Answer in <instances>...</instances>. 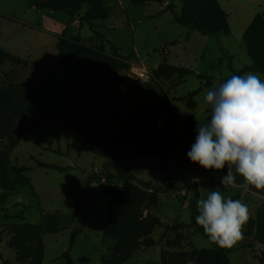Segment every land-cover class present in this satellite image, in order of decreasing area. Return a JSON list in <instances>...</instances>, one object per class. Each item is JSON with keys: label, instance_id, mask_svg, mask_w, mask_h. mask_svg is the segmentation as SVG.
<instances>
[{"label": "rangeland", "instance_id": "rangeland-1", "mask_svg": "<svg viewBox=\"0 0 264 264\" xmlns=\"http://www.w3.org/2000/svg\"><path fill=\"white\" fill-rule=\"evenodd\" d=\"M27 1L29 2V0H0V44L17 58H30L36 61L38 68L53 71L54 67L49 59H46L47 63L39 58L41 48L44 49L45 45H48L51 36H46L45 32L36 25L39 14L35 9L30 8ZM221 1L229 14L230 32L219 34L216 39L189 30L174 21L173 11L179 12L181 0H170L174 10L166 9L159 14L156 13L160 12L164 5L157 1L149 2L144 6L129 2L125 16L121 12L116 14L122 25L108 32L92 30L93 34L82 37L85 44L94 46L102 44L108 53L115 50L113 47L119 48L120 50L116 49V51H120L121 55L126 57L129 67L118 73L120 79L124 71L130 74L128 88L123 93V99L128 101L123 105L124 113L149 102L155 89L159 99L163 98L166 91L175 99L195 91L196 103L193 109L184 107L186 102L183 99L174 100V106L180 118L193 113L197 123L203 122L204 111L207 108L205 101L207 90L214 88L220 78L230 77L233 70H240L251 63L252 60L243 42V31L253 14L258 12L264 14V0ZM79 14L80 11L77 10L73 15L78 17ZM95 22L98 24L101 21ZM76 27L78 28L70 26L68 33H80L78 24ZM87 29V33H90L91 30L88 27ZM45 49L48 51L50 48ZM163 55L169 63L207 73L211 82L205 85V80L197 78L194 74L187 75L183 81L181 77L175 75L161 79L155 74L154 69ZM26 60H20L21 63L18 61L20 66L26 65ZM133 62L148 68L151 73L148 75L151 79L149 84H143L144 79L141 80L137 76ZM247 72L257 74L264 82V73L247 70L240 75ZM81 85L85 83L80 81L79 87ZM88 85L92 86V80ZM101 96L97 100L102 101ZM97 129L102 133L110 132L102 126H96L94 131ZM81 143L82 135L79 132L63 120H54L40 124L29 131L11 152L9 164L10 162L14 164L10 168L16 165L28 167L24 174L29 178L31 186L24 187V190L29 212L34 216H38L42 210H59L64 216L74 213L73 223L43 236L44 253L40 264H66L67 258L71 260V264H103L102 256L110 253L109 247L114 241L115 232L106 226L107 196L102 192L104 187L99 185L90 187L91 200L88 202L82 200L80 220L76 219L74 207L86 175L95 168L113 173L114 164L111 160L92 153L87 147L82 148ZM185 147H181V152L172 151L171 156L179 158L182 165L187 168L176 166L168 177H166V167L161 169L153 166L156 162L154 156L133 157V174L137 181L138 178H142L152 185L153 180L163 177L164 182L168 183L176 177L173 176L175 172L179 174L177 177L183 173L185 179H188L187 182L181 181L182 187L177 192V196L170 194L169 190L159 194L160 203L156 214L167 220L165 223L168 225V221L172 219L180 221L176 223L190 222L192 206L189 199L193 182L198 185L200 198L205 199L213 190L221 191L225 197H231L244 190L237 184L224 189L219 185L218 177L226 174L227 166L223 170H206L190 161L187 156L189 151ZM31 156L67 169L58 171L41 167L35 164ZM192 176H195L197 181L190 179ZM154 182L157 184V180ZM149 211L148 205L142 209L143 215ZM3 217L4 211L0 209V220H4ZM243 228L245 224L241 228V234ZM74 230L77 231L73 245L68 249L70 236ZM165 231H168L165 226L157 225L151 235L157 239L161 238L160 243L147 249L141 247L122 264H161L162 249L169 251L165 257L173 264H198L192 258L191 251L211 246L209 238L196 231L194 227L181 226L168 235ZM241 241L242 238L234 245ZM5 253L11 257L15 256V250L10 246H5ZM229 256L232 264H260L254 257L253 251L249 254L230 252ZM27 261L28 259L23 262L18 261L17 264H25Z\"/></svg>", "mask_w": 264, "mask_h": 264}, {"label": "trees", "instance_id": "trees-1", "mask_svg": "<svg viewBox=\"0 0 264 264\" xmlns=\"http://www.w3.org/2000/svg\"><path fill=\"white\" fill-rule=\"evenodd\" d=\"M130 1L135 5L152 1L164 2V0ZM29 3L39 10L62 11L68 14L66 25L57 34L56 44L58 63L63 74L57 76L53 73H40L36 77V82L9 79L8 85L0 93V208L6 197L25 179L23 175L28 170V167L17 165L10 168L9 160L14 147L36 126L63 120L82 135L81 147L88 146L91 152L111 160L115 165L114 174L104 171L111 183L102 185L104 192L109 196L106 225L116 231L112 251L102 258L103 263L122 264L141 247L158 245L161 238L155 239L150 235L151 230L157 225L165 226L168 231L181 226L195 227L196 231L208 238L203 228L195 221L199 214L195 204L200 198L195 182L191 185L189 199L192 206L190 222L168 225L163 224L150 211L145 215L142 213L144 206L148 205L150 210L157 207L158 192L164 190L168 183L153 185L149 191L133 174L135 155H153L157 158V163L153 166L163 169L168 163L170 151L195 143L197 134L195 115L189 114L180 120L173 101L183 99L189 108H193L196 92L191 91L176 99L169 97L167 93L161 100L150 97L147 105L137 107L127 115L110 101H98L99 96L120 80L118 73L127 69L129 63L125 56L116 51V47H113L114 51L108 53L102 44L99 46L85 44L81 33H68V28L69 23L76 20L79 28L85 24L90 30H96L95 21H104L108 17V7L104 1L29 0ZM166 9L174 10L171 2L166 3L160 12ZM77 10L80 14L75 17L73 14ZM173 19L189 30L198 31L215 39L219 34L230 32L228 14L218 0H181L179 12L173 11ZM242 38L252 61L240 70H233L232 75H240L247 70L264 73L262 13L254 15ZM9 59V53L0 46V61ZM154 72L162 78L194 74L197 78L205 80V85L211 82L207 73L195 72L191 68L169 63L165 55ZM230 77L220 78V81ZM91 80L92 86L88 85ZM80 81L85 85L79 87ZM210 118V110L206 108L203 122ZM96 126H102L110 132L92 130ZM38 164L58 171L67 169L52 163ZM168 176L169 173L166 174V177ZM115 180H118L119 184H115ZM86 184L87 181L81 186L75 201L77 220L82 217V192L86 189ZM231 198L241 201L239 193ZM249 211L248 207V213ZM3 226L11 233L7 244L16 249L17 260L23 262L28 259L26 264H40L44 253L41 225L25 222L21 218L6 222ZM76 231L71 233L68 249L73 245ZM244 234L246 237L252 235V241L245 243L247 247L256 242L264 244V204L256 208L254 216H249ZM234 250L235 247L222 248L211 242L209 247L192 250L191 255L198 264H232L229 253ZM166 254H169V251L162 249L161 264H173L166 259ZM255 257L260 264H264V250L255 254ZM3 264L12 263L3 260ZM66 264H71L69 258Z\"/></svg>", "mask_w": 264, "mask_h": 264}, {"label": "clouds", "instance_id": "clouds-1", "mask_svg": "<svg viewBox=\"0 0 264 264\" xmlns=\"http://www.w3.org/2000/svg\"><path fill=\"white\" fill-rule=\"evenodd\" d=\"M206 107L210 120L198 121L195 143L187 153L204 169L223 170L219 185L229 189L243 177L242 187L264 189V82L252 72L232 75L207 90ZM196 224L209 240L220 247H231L242 238L248 207L240 200L210 191L196 200Z\"/></svg>", "mask_w": 264, "mask_h": 264}, {"label": "crops", "instance_id": "crops-1", "mask_svg": "<svg viewBox=\"0 0 264 264\" xmlns=\"http://www.w3.org/2000/svg\"><path fill=\"white\" fill-rule=\"evenodd\" d=\"M103 1H104L105 5L108 7V17L104 21L99 22L97 24V27H95V29L99 30L100 32H102L104 30L108 32L110 30H115L118 25H122L119 23V18L116 17V14L121 12L125 16L126 15V9L129 7V2L131 4H133V3L130 0H103ZM218 1L220 3L221 7L227 12L226 8L223 7V1H221V0H218ZM169 2H170V0H164V2L161 4L163 6ZM148 3L149 2L144 3L141 6H144ZM28 5L30 6V8L35 9L36 12L39 14L36 25L45 32L46 36H48V35L51 36V38L49 37L50 40H49L48 45H45V48L49 47L50 49L47 51L45 48L44 49L41 48L39 58L45 62H47L46 59H49L50 62L52 63V67H54V70L50 71V70L43 69L40 67L38 68L36 66V61L31 60L30 58H17L16 56H14V54L12 52L6 50L0 44V46L6 52H8L10 55L9 60L0 61V93L2 91H4V89L8 85L9 79H12L14 81H24V82L33 81V82H36V77L40 73H53V74H56L57 76H61L63 74V71H62V69L58 63L56 44H57V34L59 32H61L63 27L66 25V23L68 21V14L65 12H62V11L39 10V9L35 8L34 5H31L29 2H28ZM162 9H161V11H162ZM159 13H161V12L158 11L156 14H159ZM227 14H228V12H227ZM255 14H253V16L250 18V20H249L248 24H246L244 30L249 25V23L251 22V20L253 19ZM126 19H127V17H126ZM76 24H77L76 20H72L69 23V28H70V26H72V28H78V27H76ZM228 24H229V22H228ZM87 27L88 26L84 24L82 27L79 28V31H80L81 36L83 38H84V36H90L91 34H93L92 30L90 33H87V31H86V30H88ZM104 36L106 37V33H104ZM116 49L120 50L119 48H116ZM119 53H120V51H119ZM24 59H27L26 60L27 64L20 66L18 61L24 60ZM195 72H198V71H195ZM123 73H124V75L121 77V79L115 85H113V87L111 89L106 91L101 96V99H103L102 102L110 101V102L116 104L122 112H123V105L128 103V101H125L123 99V93H124V90H126L128 88V83L130 82L129 72L124 71ZM175 76H177V75H175ZM186 76L187 75L177 76V77H181V81H183L186 78ZM161 79H162V77H161ZM165 79H167V78H165ZM150 81H151V79L148 77V78L144 79L143 84H149ZM166 93L168 94L169 97L173 98L167 91H166ZM153 94H154L153 97H155L158 100H161L157 97L156 89L154 90ZM184 95H186V94H184ZM184 95H182V96H184ZM194 99H195V97H194ZM195 103H196V100H195ZM147 104H148V102L145 105H147ZM142 106H144V105H142ZM137 107H141V106H137ZM137 107L132 108L128 113H124V112L123 113L125 115H127ZM184 107H188L187 104L184 105ZM193 108H189V109H193ZM189 114H193V113H189ZM189 114H186L183 117L181 116V118L178 115V117L180 120H182L185 117H187ZM82 139H83V137H82ZM184 146H186L185 148L187 151H190L192 144L191 145H184ZM83 147L88 148V146H86V145ZM183 150H185V149L183 148ZM172 151H177V152L180 151L181 152V147H179L175 150H172ZM172 151H170L169 160H168V163L166 165L165 171L167 173H170L172 171V169H174V167H176V166H180L183 169L187 168L186 166L182 165L181 160L179 158L171 156ZM31 158L34 160L35 164H37V165H39L38 162H44V161L37 160L32 156H31ZM44 163H48V162H44ZM154 163H157V158H156V162H154ZM12 164H14V163L10 162L9 165L12 166ZM52 164H54V163H52ZM56 165H58V164H56ZM17 166H20V165H17ZM39 166H41V165H39ZM41 167H44V166H41ZM62 167H64V166H62ZM44 168H48V167H44ZM102 171H105V170H102ZM107 173H110V172H107ZM114 173H115V165H114V172L110 173V174H114ZM177 175H179V174H177V172H175L173 176H176V177L173 178V181H169L166 188L160 192H164V191L169 190L170 194H173V196L174 195L177 196V192H179L181 190V187H182L181 181L187 182V180H188V179L187 180L185 179V176L183 173H181L180 177H177ZM23 177L25 179L22 181L21 184L18 185V187L15 191L11 192L6 197V199L4 200V202L2 203L1 208H0L4 211V217L3 218H5L4 220H0V264H3V260H8L12 264L18 263L16 249L13 248L15 250V256L14 257H11L10 255L5 253V246L9 247L7 242L11 236V233L8 232V230L3 226L4 223L9 222V221L19 220L21 218L25 222L39 223L41 225L42 240H43V236L45 234H50L52 232L58 231L59 229L68 226L69 223L70 224L73 223V216H74L73 212L69 213L68 216H64L63 213H61L59 210H52V211H43L42 210L38 216H34V214L32 212H29V207L27 206L28 204H27V201L25 200L26 197H25L24 187L31 186V182H30L29 178L27 176H25V174L23 175ZM237 177H238V179H236V184L242 186L244 184L243 177H241L239 175H237ZM88 178H89V175L87 174L85 179L82 181L83 183L81 185H83L88 180ZM162 178L163 177H160L159 179L153 180L151 182L152 183L151 187L153 185L159 186L160 183L165 184L164 179H162ZM190 179L197 181L195 176L194 177L192 176ZM156 180H157L158 185L156 184V182H154ZM112 184H114V183H112ZM115 184H119L118 180H115ZM79 192H80V189H79ZM79 192H78L77 197L79 196ZM102 192L107 196V202L106 203H108L109 196L104 191H102ZM160 192H158L159 203H160V196H159ZM239 194H240L241 201L250 208V211L248 213L249 216H254L256 208L258 206L264 204V189L258 190V189H255L254 186L250 185L248 187V190L244 189ZM159 203H158V205H159ZM158 205H157V208L156 207L152 208L150 210V212L152 214H154L155 216H157L162 223H165V221L167 222V220H165L163 217L156 214V210L158 209ZM74 210H75V207H74ZM81 211H82V207H81ZM106 214H107V204H106ZM6 217H8V218H6ZM176 222H180V221L176 220V219L175 220L172 219V220L168 221L169 225L177 224ZM182 222L183 221H181V223ZM186 223H188V222H185L183 224H186ZM111 229H113V228H111ZM113 230L115 232L114 233L115 238H114V241L112 242V244H110V247H109L110 253L112 251V246H113L114 242L116 241V231H115V229H113ZM152 230H151V232H152ZM173 230L165 231V234L168 235L169 233H172ZM244 231H245V228H243V230H242V241L239 244L231 246V247H235V250L232 252H239L241 254H249L250 251H253V255L255 257V254L259 253L261 250H264V244L256 242L251 247H247L245 245V243L252 241V235L246 237L244 234ZM150 235H151V233H150ZM151 237H153V236L151 235ZM153 238H155V237H153ZM155 239H157V238H155ZM43 246H44V243H43ZM104 256L105 255H103L102 258ZM102 258H101V260H102ZM102 263H103V261H102ZM103 264H105V263H103Z\"/></svg>", "mask_w": 264, "mask_h": 264}, {"label": "built area", "instance_id": "built-area-1", "mask_svg": "<svg viewBox=\"0 0 264 264\" xmlns=\"http://www.w3.org/2000/svg\"><path fill=\"white\" fill-rule=\"evenodd\" d=\"M133 67H135L136 69V74L137 76L142 80L148 77L150 73V71L148 70V68L143 65V64H137L133 62ZM94 130V128L92 129ZM98 130V129H97ZM96 130V131H97ZM111 183L110 179L106 176V174L104 173V171L100 170V169H93L91 171V173L89 174V178L87 180V184H86V189L82 192V198L85 202H88L91 200V194H90V187L91 186H102L105 184H109ZM27 262H25L26 264Z\"/></svg>", "mask_w": 264, "mask_h": 264}, {"label": "water", "instance_id": "water-1", "mask_svg": "<svg viewBox=\"0 0 264 264\" xmlns=\"http://www.w3.org/2000/svg\"><path fill=\"white\" fill-rule=\"evenodd\" d=\"M138 181L144 185L147 190H151V184L142 178H138Z\"/></svg>", "mask_w": 264, "mask_h": 264}]
</instances>
